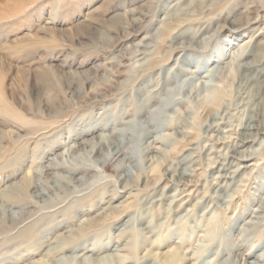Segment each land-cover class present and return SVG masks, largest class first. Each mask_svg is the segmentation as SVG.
I'll use <instances>...</instances> for the list:
<instances>
[{"label":"rangeland","instance_id":"1","mask_svg":"<svg viewBox=\"0 0 264 264\" xmlns=\"http://www.w3.org/2000/svg\"><path fill=\"white\" fill-rule=\"evenodd\" d=\"M263 96L264 0H0V221L22 222L0 236V264L264 255V129L237 148ZM59 203L72 222L19 246ZM82 227L88 249L52 263Z\"/></svg>","mask_w":264,"mask_h":264},{"label":"bare ground","instance_id":"2","mask_svg":"<svg viewBox=\"0 0 264 264\" xmlns=\"http://www.w3.org/2000/svg\"><path fill=\"white\" fill-rule=\"evenodd\" d=\"M204 29V28H203ZM249 47H248V45L247 46H245V47H243V48H241V51L239 52V54H241L240 56H242V57H244V58H246L244 55V53L246 52V50L248 49ZM244 61H245V59H244ZM242 64V63H241ZM248 64V63H247ZM239 67V71L241 70L242 72H243V74L245 75V77L247 78V79H250L251 78V75H252V73H254L253 72V70H254V67H255V65H253V64H249V66H247V65H245V64H243V65H239L238 66ZM258 69V68H257ZM256 69V70H257ZM214 71V70H213ZM212 71V73H213V75H214V72ZM255 75V74H254ZM257 75V74H256ZM255 75V76H256ZM49 76V75H48ZM260 78V77H259ZM211 79V78H210ZM257 79H258V76H257ZM256 79V80H257ZM251 80H253L252 78H251ZM260 80V79H259ZM170 85V84H169ZM55 89V88H54ZM180 91V90H179ZM187 92V91H186ZM262 102H264V96L262 97V99H261V103ZM16 103V102H15ZM14 103V104H15ZM254 103H255V101H254ZM21 104H23V103H21ZM16 105V104H15ZM31 106H32V103H31ZM218 106V110H220V109H222V105H220V104H218L217 105ZM253 107V106H252ZM29 112V111H28ZM209 113H211V111H209L207 114L209 115ZM218 114V113H217ZM170 123V122H169ZM172 124V123H171ZM169 126V125H168ZM217 125L215 124V125H211V126H209V129L210 130H213L214 129V127H216ZM163 127H164V125H163ZM167 127V126H166ZM262 129H264V109L263 108H260L259 107V104H258V106L255 108V109H253V115H251V118H248L247 119V121L245 122V124L243 125V130L245 131V133L244 134H242L241 136H242V139L240 140V143L238 144V147L237 148H240V147H246V146H248V145H253L254 143H255V141H256V138L259 136V134H260V131L262 130ZM100 144V143H99ZM104 145V144H103ZM121 146V144H119L118 146H116V147H114V148H116L115 149V151H117L118 150V148ZM238 153V152H237ZM236 153V154H237ZM245 152L243 153V152H240V154H239V159L241 160V158L243 159L244 157H246L245 155ZM235 155V154H234ZM249 155L250 156H255L254 155V153L252 154H250L249 153ZM231 156H233L232 154H231ZM249 156V157H250ZM238 157H236V158H238ZM247 158V157H246ZM245 159V158H244ZM133 162V161H132ZM246 169H247V167H246ZM70 172V171H69ZM79 172H74V174L75 175H77ZM73 174V175H74ZM62 182H64V181H62ZM65 183V182H64ZM29 188H31V185L29 184V185H23V188H22V190L25 192V193H27V190L29 191L30 189ZM36 189V194H37V196H36V198L37 199H43V198H46L45 197V195L41 192V190L40 189H38V187L37 188H35ZM12 190V192H14V193H19V190L17 189V188H15V189H11ZM85 202H88V200L86 201L85 200ZM5 203H7L6 205H7V207L9 206V207H14V209H16V210H22V205L23 204H25V203H29V202H27V200H25V201H18V200H9L8 202H5ZM90 204H89V206H91V208H93V207H95L96 205H93V203L92 202H89ZM60 204H62V203H59V204H56L55 206H53V207H50V210H51V212H48L47 213V215H42V216H40L39 218H37L36 220H35V223L34 224H32L31 226H35V227H33V229H32V227H31V229H32V231H33V236L31 237V238H26V237H24V235H21L20 237H19V239L21 240L20 242H19V246H26L29 250H32V249H36V246L38 247H41V246H43V245H45L46 244V241L48 240L47 238H49L52 234H53V230H55L56 228H60V225H63V224H65V223H67V222H72V218H71V216L70 215H67L66 213H61V211L59 210V208L58 209H56V210H53V209H55L58 205H60ZM5 205V204H4ZM80 205H81V203H80ZM77 206H78V203H77ZM49 209V208H48ZM39 210V208L37 209V211ZM53 210V211H52ZM264 211V210H263ZM259 213L260 212H262V210H259L258 211ZM10 213L8 212V214H7V216H8V221H7V225L8 226H2L1 224H2V221H0V236H3V235H5V234H7V232L10 230V229H12V227H16V226H18V225H20L22 222H20V221H18V220H16V219H14L13 217H11L12 215H9ZM60 214H62L63 215V221L61 222V223H55L54 222V224H52L51 225V228L50 227H48V228H46V229H44V231H42L41 230V232H40V230L39 229H37L38 227L37 226H40L41 224H43L42 222H44V220H45V218H46V216L47 217H51V218H57L56 217V215H60ZM24 216H26L25 214H24ZM74 219V218H73ZM34 221V220H33ZM32 221V222H33ZM46 221V220H45ZM74 221V220H73ZM31 222V223H32ZM120 223H121V220L119 221ZM119 222H117V225H119L120 223ZM119 223V224H118ZM116 224V223H115ZM129 223H127V224H125V226L126 225H128ZM30 225V224H29ZM92 226H95L94 224H92ZM53 227V228H52ZM30 230V229H29ZM86 229H85V227H82L81 229H80V233L79 232H70V236H65L64 238H62V241H60V243H58L57 245H56V247H54V248H52V249H49V251H48V258H49V260L51 261L52 260V263L54 262L53 260L55 259V257L56 256H58V255H61V254H63V253H65V252H74V250H77V249H80V250H82V251H85L86 249H88V247H86L85 246V244H84V240L86 239ZM13 237V236H12ZM11 236H5L4 238H8V240H6V241H8V242H10V240H13V238H12ZM15 239V238H14ZM44 239H45V241H44ZM77 247H79V248H77ZM183 248V247H182ZM181 248V249H182ZM102 249H105V247H102V248H100V249H97V250H95V251H92V252H100ZM258 249V248H257ZM257 249H256V251H257ZM255 253V252H254ZM254 253H250L249 252V254H247V255H245L247 258L245 259V261H244V264H253L252 263V260L254 259V260H256V264H264V255L262 254V255H259V257L257 258L256 257V255H254ZM164 254V253H163ZM244 255V254H243ZM242 258V257H241ZM21 259H16V260H14V261H12V262H10V264H15V263H17L18 261H20ZM184 260L183 259H181V253H180V249H177V250H173V251H171V252H168L166 255H164L161 259H160V262H161V264H182V262H183ZM238 261V260H237ZM51 263V262H50ZM49 263V264H50Z\"/></svg>","mask_w":264,"mask_h":264}]
</instances>
